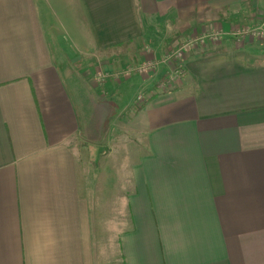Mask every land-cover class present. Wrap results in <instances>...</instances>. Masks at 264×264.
I'll return each instance as SVG.
<instances>
[{
	"label": "crops",
	"instance_id": "0c3cea01",
	"mask_svg": "<svg viewBox=\"0 0 264 264\" xmlns=\"http://www.w3.org/2000/svg\"><path fill=\"white\" fill-rule=\"evenodd\" d=\"M246 1L0 0V264H101L109 248L78 156L100 141L106 89L88 93L61 70L54 3L71 4L65 19L90 54L140 39L143 12L215 21ZM252 7L264 13V0ZM224 40V51L186 56L180 85L153 81L142 105L119 88L116 110L141 107L129 120L136 151L120 169L122 264H264V43Z\"/></svg>",
	"mask_w": 264,
	"mask_h": 264
},
{
	"label": "rangeland",
	"instance_id": "374dc122",
	"mask_svg": "<svg viewBox=\"0 0 264 264\" xmlns=\"http://www.w3.org/2000/svg\"><path fill=\"white\" fill-rule=\"evenodd\" d=\"M246 2L248 3L241 11L239 7L232 9L228 12L229 14L226 13L219 18L216 16L215 21L207 16L208 21L205 17L203 22L201 17L191 14V11L187 13L180 10L177 15L174 14L175 18L157 14L149 16L143 12V34L140 39L112 50L94 52L90 49V54L78 47L79 44L76 42L81 39L84 32L79 31L74 24L65 19V13L73 11L71 4L54 3L55 7L51 13L55 18L58 32L49 37L61 70L72 72L75 78L82 82L88 93L98 85L97 77L99 76L105 78L102 87L107 92L110 89L107 86L112 87L111 95L108 93L110 97L105 94L106 91L97 90L99 101L102 104L98 108V114L95 115V119L99 118L100 122L98 127L100 141L94 147L82 145L78 148L81 180L86 176L92 177L96 183L95 208L101 212L103 219L108 220L109 248L105 250L101 264H122L116 246L121 230L119 219L124 192L120 185L122 174L120 169L126 166L128 160L131 159L129 157H132L131 154L136 151L134 149L137 147L136 142H132L137 136L135 133L131 134L129 129V120L133 119L132 111L127 113L121 108L115 109L117 97L121 94L119 88L129 87L131 89L129 94L139 105H142L144 102L139 101V97L148 98L150 95L146 87L152 85L153 81L160 80L164 75L167 77L172 75L171 65L179 63L177 59L174 61L173 52L183 50L182 47L188 46L195 37L203 36L202 34L206 32L221 30L227 26L240 24H245L244 26L250 28L260 26L264 21L263 8L259 7L255 10L252 7L253 0ZM62 4L66 8L61 9ZM252 40L261 43L252 38L245 41L243 45ZM221 41L209 43L206 48L201 49L205 52L219 49L226 40ZM78 61H82V67L79 69L72 67V62ZM126 73L128 75H125ZM175 77L177 76L172 75L174 80L167 78L168 83L166 82L161 89L169 90L170 86L180 85L184 78ZM134 85L139 87L136 88ZM106 97L109 98L106 99ZM111 112H115L116 116L109 121ZM93 129L95 130L94 127Z\"/></svg>",
	"mask_w": 264,
	"mask_h": 264
},
{
	"label": "built area",
	"instance_id": "2783aa9c",
	"mask_svg": "<svg viewBox=\"0 0 264 264\" xmlns=\"http://www.w3.org/2000/svg\"><path fill=\"white\" fill-rule=\"evenodd\" d=\"M203 36H197L195 37L188 46L182 47L180 51H175L174 53V61L176 59L179 63L172 66V75L181 77L183 73V64L186 56L191 53L196 48H206L209 43H218L221 40H224L229 37H235L239 42L242 44L249 40V39H255L259 40L261 42H264V24L257 26V28H250L249 26H238L233 27L231 31H228L227 33H224V30H215L213 32H206L205 34H202ZM222 42V41H221ZM125 75H128L126 73ZM97 83L99 87H102L105 83V78L103 77H97ZM142 99V97H139V100Z\"/></svg>",
	"mask_w": 264,
	"mask_h": 264
},
{
	"label": "trees",
	"instance_id": "16d2710c",
	"mask_svg": "<svg viewBox=\"0 0 264 264\" xmlns=\"http://www.w3.org/2000/svg\"><path fill=\"white\" fill-rule=\"evenodd\" d=\"M219 51H224V49L219 48V49L214 50V52H219ZM81 65H82V61H78L77 63L74 64V66H76L77 68H81V67H82ZM166 79H167V76L164 75V77L161 79V81H159V82L156 84L155 88H156L157 86H159L160 84H162L163 81H165ZM140 108H141L140 106L134 105V106L131 108L130 112L133 111L134 113H137V112L140 110Z\"/></svg>",
	"mask_w": 264,
	"mask_h": 264
}]
</instances>
